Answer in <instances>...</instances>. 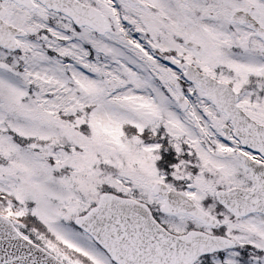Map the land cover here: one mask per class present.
<instances>
[{"label": "snow or ice", "instance_id": "1", "mask_svg": "<svg viewBox=\"0 0 264 264\" xmlns=\"http://www.w3.org/2000/svg\"><path fill=\"white\" fill-rule=\"evenodd\" d=\"M0 264H264V0H0Z\"/></svg>", "mask_w": 264, "mask_h": 264}]
</instances>
